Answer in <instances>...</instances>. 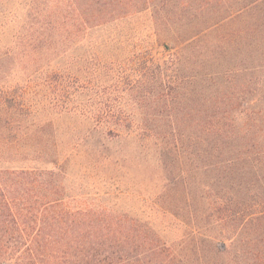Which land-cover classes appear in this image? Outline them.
Listing matches in <instances>:
<instances>
[{
    "label": "trees",
    "instance_id": "obj_1",
    "mask_svg": "<svg viewBox=\"0 0 264 264\" xmlns=\"http://www.w3.org/2000/svg\"><path fill=\"white\" fill-rule=\"evenodd\" d=\"M12 6L0 264H264V0ZM149 166L160 189L129 191Z\"/></svg>",
    "mask_w": 264,
    "mask_h": 264
},
{
    "label": "rangeland",
    "instance_id": "obj_2",
    "mask_svg": "<svg viewBox=\"0 0 264 264\" xmlns=\"http://www.w3.org/2000/svg\"><path fill=\"white\" fill-rule=\"evenodd\" d=\"M12 1L0 0V104L2 107L6 103V99L11 97L16 102L20 98V90L23 84L22 77L25 75L22 68V56L19 52L18 14L13 10ZM147 21V15L140 14L135 19H132V24H134L133 26H138L140 24H147ZM127 24L125 23L124 25V31H127L131 26H126ZM151 40L149 42L147 39L145 45L150 49L152 55L157 59L166 56L168 52L162 46L153 43V37ZM1 113H5V111L2 110ZM64 122L70 126L78 124V121L74 119H67ZM159 173L160 169L149 166L144 171L135 170L132 176L127 178L132 183H128V180L124 183L126 185H133L130 186L129 191L140 193L138 190L140 189L142 193H156L161 187ZM204 178L203 175L198 177L202 182ZM142 181H146V184L141 183ZM194 186L193 191L196 189V185ZM199 191V189L196 190V193ZM198 208L199 211L205 210L203 204H200Z\"/></svg>",
    "mask_w": 264,
    "mask_h": 264
}]
</instances>
